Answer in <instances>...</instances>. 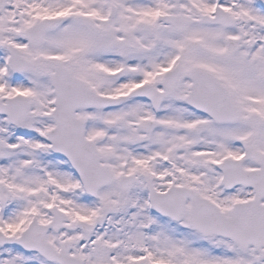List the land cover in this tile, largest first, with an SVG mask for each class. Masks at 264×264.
<instances>
[{
  "label": "snow or ice",
  "instance_id": "1",
  "mask_svg": "<svg viewBox=\"0 0 264 264\" xmlns=\"http://www.w3.org/2000/svg\"><path fill=\"white\" fill-rule=\"evenodd\" d=\"M0 264H264V0H0Z\"/></svg>",
  "mask_w": 264,
  "mask_h": 264
}]
</instances>
